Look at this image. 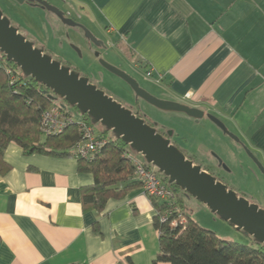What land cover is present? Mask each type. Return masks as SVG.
I'll return each instance as SVG.
<instances>
[{"label": "crops", "instance_id": "1", "mask_svg": "<svg viewBox=\"0 0 264 264\" xmlns=\"http://www.w3.org/2000/svg\"><path fill=\"white\" fill-rule=\"evenodd\" d=\"M68 1V9L85 12L103 38L125 55L129 69L151 84L152 93L205 112L200 119L179 117L207 127L220 141L223 161L199 158L198 145L179 142L175 131L172 143L223 182L218 171L223 165L238 172L241 190L264 208V0ZM208 113L240 141L224 133ZM135 156L143 159L140 153ZM4 159L10 169L0 172V264H152L159 231L155 207L142 186L109 198L105 210L98 211L83 200L94 175L80 170L74 155L28 153L12 142Z\"/></svg>", "mask_w": 264, "mask_h": 264}, {"label": "water", "instance_id": "2", "mask_svg": "<svg viewBox=\"0 0 264 264\" xmlns=\"http://www.w3.org/2000/svg\"><path fill=\"white\" fill-rule=\"evenodd\" d=\"M24 3L26 0H17ZM36 2L42 8L56 14L65 24L78 26L95 45H104L90 30L80 24L58 7L46 0H28ZM76 48V47H75ZM76 50L79 51L78 48ZM0 51L9 61L14 62L26 76H30L46 86L56 96L64 99L76 108L80 114L87 115L90 121L100 122L106 131L121 138L132 151L140 153L145 161L155 166L167 179L181 190L207 206L214 214L240 230L255 241L264 244V208L240 195L216 175L207 171L200 164L194 163L184 151L172 143L170 136L162 133L157 123L148 122L138 111L125 106L113 96L107 94L86 75L49 55L13 25L10 18L0 9ZM100 55L99 52L96 53ZM102 66L123 79L135 94L136 102L143 100L160 110L179 112L200 119L205 112L187 103L155 95L144 88L139 80L126 70L99 59ZM220 129L231 138L240 141L227 125L216 115L207 114ZM244 149L256 165H263L250 149ZM264 170V169H263Z\"/></svg>", "mask_w": 264, "mask_h": 264}, {"label": "trees", "instance_id": "3", "mask_svg": "<svg viewBox=\"0 0 264 264\" xmlns=\"http://www.w3.org/2000/svg\"><path fill=\"white\" fill-rule=\"evenodd\" d=\"M18 68L0 51L1 173L10 169L4 153L12 142L28 153L76 157L73 148L82 139L76 120L59 134H42L41 112L54 104L56 95ZM61 100L60 105L67 107L68 103ZM69 113L72 114L70 110ZM137 113L145 117L143 113ZM80 116L91 123L87 115ZM161 132L168 135L167 130ZM97 133L106 140L100 151L91 158L80 155L77 158L80 170L94 175V183L83 189L84 204L103 211L109 198L122 197L130 188L141 186V182L136 178L134 165L128 157L130 146L121 138L106 136L105 131ZM161 176L175 191V198L170 201L152 199L156 210L154 225L159 231V252L152 264H264V244L247 235L244 242H237L205 228L185 211V199L192 196L177 185L168 183L163 174ZM163 215L165 220L161 218Z\"/></svg>", "mask_w": 264, "mask_h": 264}, {"label": "rangeland", "instance_id": "4", "mask_svg": "<svg viewBox=\"0 0 264 264\" xmlns=\"http://www.w3.org/2000/svg\"><path fill=\"white\" fill-rule=\"evenodd\" d=\"M46 1L59 9L68 11L67 14L90 30L98 39L104 40L105 44L99 46L95 45V43L86 37L83 30L78 26L63 23L56 14L42 8V6L36 2L26 0L24 3H20L17 0H0V9L3 11L4 15L10 18L13 25L19 26L20 31L25 34L28 39L31 40L34 37L36 40L33 41L34 44L46 49V52L53 58L71 66L79 73L88 76L91 81L102 88L107 94H112L115 99L122 102L125 106L131 108L129 106L130 104L138 108L150 123L154 125L158 123L168 132L175 131L176 136L179 138V142L183 144H185V142L187 143V141H189V143L195 142L200 148L199 158L211 156L215 158L217 164L219 163L218 161L221 157L218 155L220 150L218 144L220 141L208 133L209 130L207 127H204L203 124L195 125L187 118H180L179 112L163 111L143 100H141V102H136L135 94H133L130 86L123 79L102 66L99 59H104L126 70L134 77H138L137 79L140 84L151 91V84L145 82L140 76H137L129 69V67H131L130 61L121 51L110 45L107 37L103 38L101 33L87 20L85 12L80 11L78 8L68 9L70 3L68 0H63L65 3L61 0H53L54 2L49 0ZM75 47L78 48L79 51L76 50ZM97 52L100 53L99 56L96 55ZM18 71L22 70L18 68ZM61 101V98L58 96L54 98V104H61ZM67 108L75 118L78 119L81 117L80 113L73 106L67 104ZM91 123L97 132L100 133L105 131L106 136L113 135V132L106 131L105 127L100 122L91 121ZM209 148L211 149L210 154L208 151ZM131 153L135 156L134 151L131 150ZM141 160L145 161L144 157ZM227 164L225 165L228 168H234L232 167L234 164L232 161L231 163L227 161ZM218 171L222 176H225V182L230 188H233L248 199L253 200L252 197H249L251 195L246 193L249 191H244V189L241 190L240 187L243 184V178L238 172L234 173L232 169L228 172L224 165L222 168H219ZM159 174L162 173L159 172ZM180 195H182V193ZM255 203L263 208V205L258 201ZM185 211L202 226L216 232L223 238L235 240L237 242H244V240L247 239L243 232L221 219L194 197L185 199Z\"/></svg>", "mask_w": 264, "mask_h": 264}, {"label": "built area", "instance_id": "5", "mask_svg": "<svg viewBox=\"0 0 264 264\" xmlns=\"http://www.w3.org/2000/svg\"><path fill=\"white\" fill-rule=\"evenodd\" d=\"M7 73L10 74L11 70L8 69ZM146 75L151 78L153 73L148 70ZM159 81L160 78L156 79V82ZM185 97H191V93H187ZM75 120L78 122L82 139L74 146L73 152L76 157L80 155L91 158L100 151L106 140L99 137L92 123L81 117L75 118L69 113L67 107L53 104L44 109L40 116V129L43 135H56L61 133L68 125L74 123ZM128 157L134 165L136 178L141 182L144 192L151 200L170 201L175 198V191L163 180L155 166L137 158L132 153H129ZM161 218L162 220L166 219L165 215Z\"/></svg>", "mask_w": 264, "mask_h": 264}, {"label": "flooded vegetation", "instance_id": "6", "mask_svg": "<svg viewBox=\"0 0 264 264\" xmlns=\"http://www.w3.org/2000/svg\"><path fill=\"white\" fill-rule=\"evenodd\" d=\"M66 16H68V17H71L70 15H68L67 13H66ZM165 134V133H164ZM171 138V137H170Z\"/></svg>", "mask_w": 264, "mask_h": 264}]
</instances>
